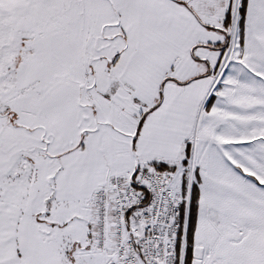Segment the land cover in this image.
I'll return each instance as SVG.
<instances>
[{
  "label": "snow or ice",
  "instance_id": "6c2138e0",
  "mask_svg": "<svg viewBox=\"0 0 264 264\" xmlns=\"http://www.w3.org/2000/svg\"><path fill=\"white\" fill-rule=\"evenodd\" d=\"M0 264H264V0H0Z\"/></svg>",
  "mask_w": 264,
  "mask_h": 264
}]
</instances>
